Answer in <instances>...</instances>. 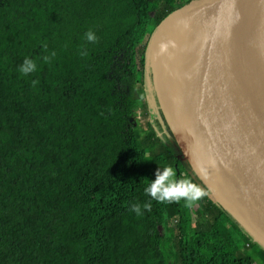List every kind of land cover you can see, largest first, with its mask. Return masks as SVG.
<instances>
[{
	"label": "trees",
	"instance_id": "trees-1",
	"mask_svg": "<svg viewBox=\"0 0 264 264\" xmlns=\"http://www.w3.org/2000/svg\"><path fill=\"white\" fill-rule=\"evenodd\" d=\"M190 1L0 0V264H264L182 157L152 89L151 32ZM138 85L167 142L160 160L133 121ZM165 161L207 192L192 208L145 194Z\"/></svg>",
	"mask_w": 264,
	"mask_h": 264
},
{
	"label": "water",
	"instance_id": "water-1",
	"mask_svg": "<svg viewBox=\"0 0 264 264\" xmlns=\"http://www.w3.org/2000/svg\"><path fill=\"white\" fill-rule=\"evenodd\" d=\"M205 21L201 25L199 22ZM240 25L232 102L217 98L228 30ZM210 26L213 92L230 108L241 162L220 156L202 139L182 85L186 36ZM148 66L158 109L182 157L214 199L264 249V0H192L170 12L151 32ZM204 169V173H201Z\"/></svg>",
	"mask_w": 264,
	"mask_h": 264
},
{
	"label": "bare ground",
	"instance_id": "bare-ground-1",
	"mask_svg": "<svg viewBox=\"0 0 264 264\" xmlns=\"http://www.w3.org/2000/svg\"><path fill=\"white\" fill-rule=\"evenodd\" d=\"M204 22L201 21L197 25ZM241 32L240 25L231 26L224 41L217 95V98L224 102H232L235 96ZM212 58L210 26L198 27L190 32L181 49V75L185 99L205 143L223 158L240 164L232 112L228 106L221 108L217 105L219 103L213 92L210 73Z\"/></svg>",
	"mask_w": 264,
	"mask_h": 264
},
{
	"label": "clouds",
	"instance_id": "clouds-1",
	"mask_svg": "<svg viewBox=\"0 0 264 264\" xmlns=\"http://www.w3.org/2000/svg\"><path fill=\"white\" fill-rule=\"evenodd\" d=\"M85 39L90 43H95L97 36L91 30L85 33ZM47 47L46 45L44 46ZM81 55L86 53L81 52ZM55 51H52L50 55L44 56L45 61H49L52 57H55ZM37 71V64L32 58L25 57L23 62L18 67V72L22 76H28ZM33 86L37 84V81H32ZM148 160V159H145ZM201 173H204V169H201ZM154 179L150 180V183L144 188V192L151 200H155L158 203H184L187 208H192L193 205L203 199L207 192L198 184L192 182L190 179H182L178 177L175 168L171 165L160 166L155 170ZM144 211H151V203L146 202L143 204ZM130 211L137 216H142L141 205L139 203L131 204Z\"/></svg>",
	"mask_w": 264,
	"mask_h": 264
},
{
	"label": "rangeland",
	"instance_id": "rangeland-1",
	"mask_svg": "<svg viewBox=\"0 0 264 264\" xmlns=\"http://www.w3.org/2000/svg\"><path fill=\"white\" fill-rule=\"evenodd\" d=\"M138 87V107L134 112L133 121L138 130L140 138L143 140V145L148 150V155L157 158V160H160L162 158V155H160L161 144H167V142L161 136L160 132H158V129L156 132L155 125L152 122L153 115L156 114L157 111L153 106V101L151 100L152 102H148L145 89L141 88L142 86L139 85ZM200 105L202 106L201 103ZM161 163L159 164L160 166L169 165L166 161L162 164ZM192 219L193 223L198 220L197 217H193Z\"/></svg>",
	"mask_w": 264,
	"mask_h": 264
},
{
	"label": "flooded vegetation",
	"instance_id": "flooded-vegetation-1",
	"mask_svg": "<svg viewBox=\"0 0 264 264\" xmlns=\"http://www.w3.org/2000/svg\"><path fill=\"white\" fill-rule=\"evenodd\" d=\"M157 112V111H156Z\"/></svg>",
	"mask_w": 264,
	"mask_h": 264
}]
</instances>
